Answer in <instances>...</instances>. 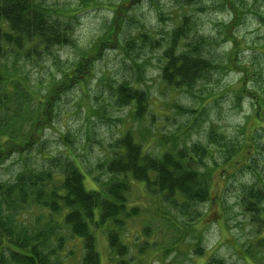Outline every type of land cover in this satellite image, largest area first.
I'll list each match as a JSON object with an SVG mask.
<instances>
[{"label":"rangeland","instance_id":"1","mask_svg":"<svg viewBox=\"0 0 264 264\" xmlns=\"http://www.w3.org/2000/svg\"><path fill=\"white\" fill-rule=\"evenodd\" d=\"M44 1L76 13L75 28L73 42L58 47L55 57L29 62L26 69L34 82L57 73L56 61L69 69L80 55L105 43L91 52L94 75L55 103L52 126L32 152L4 163L0 179L12 180L24 163L42 167L46 150L55 158L75 157L87 187L99 188L109 177L106 163L118 139L131 126L135 139L146 133L143 146L153 155L161 154L172 138L184 151L208 148L210 154L201 156L211 174L206 202L189 201L176 210L152 197L143 183L135 184L129 202L142 213L122 238L130 247L123 264H264V220L246 206L252 192L264 195V0ZM114 9L119 11L116 23ZM180 24L185 36L173 54L185 39L207 56V72L191 87L169 85L163 72L168 35ZM140 32L154 41L130 46ZM136 59L144 66L149 94L140 124H134V104H120L116 95L121 84L135 79L130 62ZM168 218L173 226L164 221ZM93 231L100 264H113L107 232ZM68 244L75 250L68 261L79 264L80 239Z\"/></svg>","mask_w":264,"mask_h":264},{"label":"trees","instance_id":"2","mask_svg":"<svg viewBox=\"0 0 264 264\" xmlns=\"http://www.w3.org/2000/svg\"><path fill=\"white\" fill-rule=\"evenodd\" d=\"M113 12L116 23L119 11ZM75 17L76 13L44 0H0V168L15 154L32 152L44 130L52 126L62 96L94 75L91 52L97 53L105 40L80 55L69 69L56 61L58 74L50 73L46 81L34 82L26 69L29 62L39 64L48 54L55 57L58 47L73 42ZM183 28L177 25L168 35L163 72L169 85L191 87L205 75L208 63L204 64V50L185 39L173 54L185 36ZM135 37L130 46L154 41L144 32ZM130 69L135 79L121 84L116 95L120 104H134V124H140L149 100L144 66L136 59ZM132 129L126 128L118 139V148L106 163L109 177L99 188L87 187L86 173L75 157L55 158L46 150L42 167L24 163L12 180L0 179V264H71L68 259L75 250L68 243L77 238L82 243L79 264H100L93 228L107 232L111 261L123 264L130 247L122 238L129 223L142 213L129 202L136 183H143L152 197L159 196L176 210L188 207L189 201L203 203L211 198V174L201 161L210 149L184 151L172 138L161 154L153 155L143 146L146 133L135 139ZM246 206L264 220L263 193L252 192ZM164 221L174 225L170 218Z\"/></svg>","mask_w":264,"mask_h":264}]
</instances>
